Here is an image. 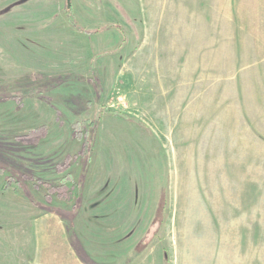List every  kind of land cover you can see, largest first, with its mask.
<instances>
[{"label": "rangeland", "instance_id": "374dc122", "mask_svg": "<svg viewBox=\"0 0 264 264\" xmlns=\"http://www.w3.org/2000/svg\"><path fill=\"white\" fill-rule=\"evenodd\" d=\"M70 3L0 0V264H264V0Z\"/></svg>", "mask_w": 264, "mask_h": 264}, {"label": "trees", "instance_id": "16d2710c", "mask_svg": "<svg viewBox=\"0 0 264 264\" xmlns=\"http://www.w3.org/2000/svg\"><path fill=\"white\" fill-rule=\"evenodd\" d=\"M70 11V9H69ZM82 124H84L86 127H90L92 125L91 121L89 120H85V121H82ZM163 258H164V261L166 262V264H168V255H167V252L166 250L163 248Z\"/></svg>", "mask_w": 264, "mask_h": 264}, {"label": "water", "instance_id": "95a60500", "mask_svg": "<svg viewBox=\"0 0 264 264\" xmlns=\"http://www.w3.org/2000/svg\"><path fill=\"white\" fill-rule=\"evenodd\" d=\"M70 0H66V5H67V7H70Z\"/></svg>", "mask_w": 264, "mask_h": 264}]
</instances>
